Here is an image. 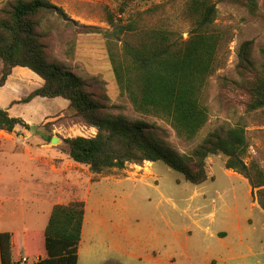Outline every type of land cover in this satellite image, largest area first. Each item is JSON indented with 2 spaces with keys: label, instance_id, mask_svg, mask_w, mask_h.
<instances>
[{
  "label": "rangeland",
  "instance_id": "obj_1",
  "mask_svg": "<svg viewBox=\"0 0 264 264\" xmlns=\"http://www.w3.org/2000/svg\"><path fill=\"white\" fill-rule=\"evenodd\" d=\"M51 1L71 19L102 29L107 28L103 7L114 8L118 3ZM186 1L176 0L164 14L183 39L190 29L180 13ZM213 1L215 25L223 32V42L219 67L205 90L209 120L191 142L177 138L165 121L134 111L117 86L103 37L78 35L51 18L46 22L52 27L51 52L77 76L97 77L105 84L112 115L156 123L170 148L180 154L190 152L215 127L239 123L246 127L250 143L261 138L264 158V112L247 113L248 97L228 87L240 81L237 55L245 42L252 43L255 68H263V0L255 13L242 4ZM11 76L0 89V108H9V115L21 118L28 129L17 126L11 134L0 131V200H4L3 209L20 211L15 217L4 214L0 225L3 231L28 233L23 258L27 262L44 252L43 241L39 249L29 234H39L41 243L49 208L82 201L85 215L77 264H264V213L247 181L224 168L223 156L206 160L208 180L199 186L162 162L128 164L123 170L93 174L69 160L65 140L92 138L96 129L75 117L62 98L15 104L42 83L34 77L26 81L16 71ZM53 137L59 140L56 144L50 143Z\"/></svg>",
  "mask_w": 264,
  "mask_h": 264
},
{
  "label": "trees",
  "instance_id": "obj_2",
  "mask_svg": "<svg viewBox=\"0 0 264 264\" xmlns=\"http://www.w3.org/2000/svg\"><path fill=\"white\" fill-rule=\"evenodd\" d=\"M150 1L153 0H118L114 8L104 6L105 29L71 19L51 0L3 1L0 89L16 71L24 80L32 82L34 77L42 84L15 104H28L36 98L66 100L75 117L97 131L92 138L65 140L69 160L93 174L123 170L128 164L162 162L187 182L199 186L208 180L206 160L223 156L224 168L248 182L253 199L264 213V167L254 160L246 162L250 149L246 127L221 124L190 152L180 154L170 148L156 123L112 115L105 84L97 77L77 76L53 56L48 19L61 22L78 35L103 37L117 86L134 111L165 121L177 138L193 141L209 120L205 90L219 67L223 32L215 25L216 3L187 0L183 4L181 17L190 24L187 38L183 39L164 17L176 0H160L144 9L136 7ZM227 1L255 13L259 0ZM251 54L252 43L245 42L237 55L240 81L228 87L248 97L247 113L264 112V65L262 69L255 68ZM8 110L0 108V131L11 134L17 126L28 129ZM84 215L82 201L54 205L41 233V243L39 234H29L39 249L42 241L44 247V252L40 251L30 263L22 262L28 251V233H1L0 264H77Z\"/></svg>",
  "mask_w": 264,
  "mask_h": 264
},
{
  "label": "crops",
  "instance_id": "obj_3",
  "mask_svg": "<svg viewBox=\"0 0 264 264\" xmlns=\"http://www.w3.org/2000/svg\"><path fill=\"white\" fill-rule=\"evenodd\" d=\"M12 77V76H11ZM8 83V81H7ZM6 83V85H7ZM5 85V86H6ZM259 138V137H258ZM261 146V138L260 140L257 139L255 141V144L253 143H250V149H249V156H248V159L249 160L248 162H250L251 160H254V161H257L259 163V165L263 168L264 167V158H263V154L261 153L263 148L260 147ZM233 175L235 176H240L236 173H234L233 171L229 170ZM241 177V176H240ZM244 179V178H243ZM248 183V182H247ZM249 185V184H248ZM250 187V186H249ZM250 192H251V196H252V191H251V188H250ZM3 202L4 200H0V222L2 221V218L4 217V214H8V212L10 213L11 217H15L17 216V214L20 212L18 210H14L12 209L11 207H8V208H11V210L8 211V209H3ZM7 203V202H6ZM256 203V202H255ZM257 204V203H256ZM54 205H61V204H54ZM53 205V206H54ZM53 206L51 208H49V212H48V219H49V216H50V213H51V210L53 208ZM258 206V204H257ZM259 207V206H258ZM24 213V212H23ZM29 221V220H28ZM48 221V220H47ZM25 231V230H24ZM1 233H10V234H13V233H16L14 231H3L2 228H1V225H0V234ZM17 233H20V232H17ZM36 260V259H35Z\"/></svg>",
  "mask_w": 264,
  "mask_h": 264
},
{
  "label": "water",
  "instance_id": "obj_4",
  "mask_svg": "<svg viewBox=\"0 0 264 264\" xmlns=\"http://www.w3.org/2000/svg\"><path fill=\"white\" fill-rule=\"evenodd\" d=\"M59 140L55 137H53L50 141L51 144H56Z\"/></svg>",
  "mask_w": 264,
  "mask_h": 264
},
{
  "label": "built area",
  "instance_id": "obj_5",
  "mask_svg": "<svg viewBox=\"0 0 264 264\" xmlns=\"http://www.w3.org/2000/svg\"><path fill=\"white\" fill-rule=\"evenodd\" d=\"M22 262H23V263H26V262H27V260H26V259H23V260H22Z\"/></svg>",
  "mask_w": 264,
  "mask_h": 264
}]
</instances>
